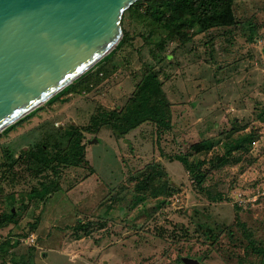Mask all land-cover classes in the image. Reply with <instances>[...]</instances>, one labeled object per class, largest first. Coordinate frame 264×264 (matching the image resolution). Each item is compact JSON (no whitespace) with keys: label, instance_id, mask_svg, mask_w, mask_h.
Returning <instances> with one entry per match:
<instances>
[{"label":"rangeland","instance_id":"rangeland-1","mask_svg":"<svg viewBox=\"0 0 264 264\" xmlns=\"http://www.w3.org/2000/svg\"><path fill=\"white\" fill-rule=\"evenodd\" d=\"M235 11L238 24L190 30L184 40L127 10L129 39L88 76L91 89L0 136V215L19 214L0 229L16 240L11 250L2 245L0 264H264L253 251L264 250V0H236ZM151 71L171 104L170 127L148 120L125 134L93 131L92 119L122 111ZM76 128L86 129L81 164L2 182L7 163L39 145L55 160ZM202 142L216 145L196 151ZM176 155L202 162V185ZM224 155L228 163L217 166ZM150 165L177 191L135 205L138 176ZM41 181L58 187L30 201ZM30 234L35 245L22 242Z\"/></svg>","mask_w":264,"mask_h":264},{"label":"water","instance_id":"water-1","mask_svg":"<svg viewBox=\"0 0 264 264\" xmlns=\"http://www.w3.org/2000/svg\"><path fill=\"white\" fill-rule=\"evenodd\" d=\"M138 1L0 0V133L110 54Z\"/></svg>","mask_w":264,"mask_h":264},{"label":"trees","instance_id":"trees-1","mask_svg":"<svg viewBox=\"0 0 264 264\" xmlns=\"http://www.w3.org/2000/svg\"><path fill=\"white\" fill-rule=\"evenodd\" d=\"M235 1L236 0H140L136 2L129 11L137 13L139 17L145 18V20H151L153 23L163 26L174 38L178 37L188 40L190 39V30L202 33L213 28L231 27L238 24ZM128 39V34L124 33V37L119 45L96 64V66L64 88L44 105L8 127L0 133V136L12 131L19 124L34 116L46 105L56 103L60 100L65 101L66 97L72 93L82 91L83 87L88 90L91 89V85L89 84L90 78L88 76L92 75L91 73L100 64L110 60L117 51L122 49ZM166 98L167 96L164 92L163 84L157 73L152 71L148 72L138 85L128 105L122 111L111 112L110 114H104L92 119L93 131H98L103 126H109L113 128V130L125 134L148 120H153L157 122L159 126L168 128L170 127L169 114L171 104H169L170 102L168 103ZM85 130L84 128H76L67 149L59 152L60 154L56 155L55 160L45 155L44 145H39L38 148L36 147L37 149H30L19 155L18 158L9 161L2 175V182L5 181L9 186H15L25 181L28 177L40 176V174H43L48 168L53 169L57 175H60L61 169L69 167L70 165L81 164L86 149L84 143ZM215 145L211 142H202L200 145L194 144L193 146L196 151L203 150L207 152L209 148ZM175 158L184 164L190 174L195 176L199 185L204 183L206 174L199 171V168L202 166L201 161L196 162L190 160L186 155H176ZM227 159L225 155L222 156L217 166L226 165L228 163L226 162ZM136 185V189L133 192L134 198L131 201L135 205L143 199L148 200L149 198H159L162 196H164V198L170 197L177 191L173 188L169 179H167L166 172L160 165L148 166L138 176V183ZM57 187V182L48 183L41 181L40 187H36L30 191L34 193L32 196L30 193V201H35L38 197H40L39 199L46 200L45 198L49 194H52ZM1 189L3 190V188ZM164 198L157 204V208L165 205L166 202ZM18 217L19 214L13 210L1 214L0 229L8 226L12 222H17ZM37 224L38 223H34L35 226L33 225V228L36 227ZM15 243L16 240L14 236H10L3 240L2 245L11 249ZM33 251L34 250H31L29 252L31 253L29 254V262L33 259ZM253 251L259 252L264 256L262 247H254ZM4 253L7 252L4 251Z\"/></svg>","mask_w":264,"mask_h":264},{"label":"built area","instance_id":"built-area-1","mask_svg":"<svg viewBox=\"0 0 264 264\" xmlns=\"http://www.w3.org/2000/svg\"><path fill=\"white\" fill-rule=\"evenodd\" d=\"M36 239L37 238H36L35 234H30L26 238H23L22 242H24V243H26L28 245H35ZM3 240H4L3 235L0 233V248L2 246Z\"/></svg>","mask_w":264,"mask_h":264},{"label":"crops","instance_id":"crops-1","mask_svg":"<svg viewBox=\"0 0 264 264\" xmlns=\"http://www.w3.org/2000/svg\"><path fill=\"white\" fill-rule=\"evenodd\" d=\"M11 249H12V248H11ZM11 249H10V250H11ZM29 254H30V253H29ZM33 254H34V253H33ZM42 256H43L42 258H44L45 254H44V255L42 254ZM28 258H29V256H28ZM33 258H34V255H33ZM36 259H38V258L35 257V261H36ZM40 260H45V259H40ZM42 263H44V262H42Z\"/></svg>","mask_w":264,"mask_h":264}]
</instances>
